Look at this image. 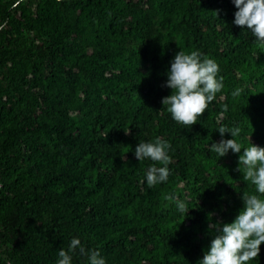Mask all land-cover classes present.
I'll return each mask as SVG.
<instances>
[{
  "label": "trees",
  "instance_id": "16d2710c",
  "mask_svg": "<svg viewBox=\"0 0 264 264\" xmlns=\"http://www.w3.org/2000/svg\"><path fill=\"white\" fill-rule=\"evenodd\" d=\"M235 10L231 0H0V264H56L74 236L106 264H197L210 225L255 194L238 170L243 149L217 159L208 148L232 138L217 129L239 125L242 146L264 147V47L232 23ZM179 50L214 59L223 77L189 127L161 103ZM157 138L171 144L170 175L148 188L153 162L134 148ZM72 264L87 257L77 250Z\"/></svg>",
  "mask_w": 264,
  "mask_h": 264
},
{
  "label": "clouds",
  "instance_id": "9594fccd",
  "mask_svg": "<svg viewBox=\"0 0 264 264\" xmlns=\"http://www.w3.org/2000/svg\"><path fill=\"white\" fill-rule=\"evenodd\" d=\"M231 2L236 9L232 23L242 29L246 27L254 37L253 44L264 47V0ZM219 72L218 63L212 58H203L199 50L189 53L179 50L174 55L166 71L164 85L171 89V94L163 97L161 103L167 106L175 122L188 127L197 123L224 87ZM239 92L236 90L232 94L236 96ZM217 131L221 137L227 132L232 138L221 139L207 147L216 154L217 159L229 151L240 153L243 149L238 159V170L242 166L243 180L251 182L255 194L242 195L243 207L230 223L217 222L210 225L214 236L197 264H253L260 253V245L264 243V147L251 144L249 137V146H242L237 139L242 131L239 125L231 129L219 127ZM170 149L171 144L160 138L151 142L140 141L134 148V156L138 161L147 159L153 162L145 169L141 180L148 188L167 182L169 165L172 163ZM174 202L178 212L187 213L184 201L174 198ZM77 250L80 255L87 257L88 264H106V259L98 249H86L81 239L75 236L71 238L67 250L58 251L56 264H72L73 253Z\"/></svg>",
  "mask_w": 264,
  "mask_h": 264
}]
</instances>
